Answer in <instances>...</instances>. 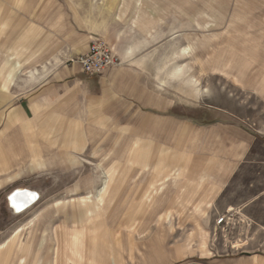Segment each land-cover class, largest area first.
I'll return each instance as SVG.
<instances>
[{
	"label": "rangeland",
	"instance_id": "374dc122",
	"mask_svg": "<svg viewBox=\"0 0 264 264\" xmlns=\"http://www.w3.org/2000/svg\"><path fill=\"white\" fill-rule=\"evenodd\" d=\"M6 9L17 18L25 15V27L28 18L45 14L50 19L75 16L78 32L84 27L135 32L146 80L168 102L161 113L187 114L201 121L231 116L264 141V90L257 78L264 72V0H12L7 4L0 0V92L6 90V72L10 74L4 67L5 45L10 50L17 45L16 38L5 35ZM71 49L67 63L77 61L88 46L83 50L77 38ZM129 135L127 130L117 135L120 158L109 145L97 154L81 153L69 170L62 166L59 176L46 173L30 178L39 194L31 191L37 196L20 213L14 210L20 215L6 211L0 196V242L22 238L13 246L14 264H41L39 254L45 256L44 264H53L56 256L61 264H264L263 165L246 169L235 183L238 201L262 194L247 211L214 212L219 206L207 208V197L162 196L159 188L164 181L159 179L164 172L158 167L153 168L158 180L152 190L145 179L149 167L140 163V154L134 158L128 152L130 146L136 147L140 153L155 154L159 161L165 156L186 158V150L165 148L159 139L150 144L145 135L131 141ZM257 151L264 153V148ZM89 176L94 179L90 192L85 193L83 186L71 191L81 177ZM105 181L109 186L100 198L97 194ZM249 183L250 190L244 187ZM149 191L151 199L138 195ZM82 199L94 206L89 213L82 209L87 219L65 222ZM152 204L157 212L150 218ZM48 210H57L54 225L41 229L34 219L44 215L43 221H48ZM221 217L227 218L218 224ZM57 245L64 248L66 258L61 260Z\"/></svg>",
	"mask_w": 264,
	"mask_h": 264
},
{
	"label": "crops",
	"instance_id": "0c3cea01",
	"mask_svg": "<svg viewBox=\"0 0 264 264\" xmlns=\"http://www.w3.org/2000/svg\"><path fill=\"white\" fill-rule=\"evenodd\" d=\"M11 1L5 0V3ZM7 10L5 35L16 38L17 45L15 48L12 45L11 50L7 43L5 45L4 67L10 69V74L6 72V90L0 92V196L6 211L20 215L10 203L13 195L10 194L21 189L39 194L29 184L30 178L44 177L46 173L59 176L62 166L69 170L83 152L97 154L110 145L120 158L123 153L121 149L117 150L121 147L117 135L125 130L129 131L127 139L131 138V141L145 135L150 144L159 139L165 143V148L186 150V158L165 156L157 161L153 153H140V149L132 146L128 148L129 157L140 154V163L149 167L145 179L152 190L158 180L153 168L156 171L158 167L164 172V177L159 179L164 181L159 188L162 196L207 197L210 200L204 202L206 207L217 205L219 208L212 211L219 213L247 211L248 206L262 196L261 193L250 194L238 201L235 183L246 169L264 166V153L257 151L264 148V141L250 127L231 116L201 121L187 114L161 113L167 110L168 102L165 96L158 95L156 86L146 80L143 60L137 55L142 46L135 43V32L94 27H84L83 32H78L75 16L73 20L57 19V15L50 19L45 14L36 19L28 18L25 27V15L21 13L17 18L12 10L10 15ZM95 37L112 45L123 62L95 75L86 73L78 61L66 62L74 40L78 38L82 49L86 50ZM257 78L264 90V72L261 71ZM79 180L80 184L76 183L71 191L77 192L83 186L85 193L90 192L94 179L89 176ZM108 186L105 181L97 194L100 198L106 195ZM252 186L251 183L244 185L249 190ZM150 192H138V195L151 199L153 192ZM142 201L146 200L143 198ZM92 205L85 199L78 201L65 216V222H83L87 217L82 209L89 213L93 210ZM154 205L150 218L157 212ZM57 210L46 212L49 216L46 222L44 215L37 216L42 217L38 220L36 217L34 221L40 222L41 229L45 225L51 226L50 230ZM29 236L28 233L24 239L28 240ZM18 238L0 242V264H14L12 259L16 249L13 246L22 239ZM57 246L55 250H62L61 260L66 258L64 248ZM39 257H42L40 263L44 264L45 256L39 254ZM46 257L50 259V256ZM53 261V264L62 263L58 256Z\"/></svg>",
	"mask_w": 264,
	"mask_h": 264
},
{
	"label": "built area",
	"instance_id": "2783aa9c",
	"mask_svg": "<svg viewBox=\"0 0 264 264\" xmlns=\"http://www.w3.org/2000/svg\"><path fill=\"white\" fill-rule=\"evenodd\" d=\"M77 61L86 73L95 75L102 73L107 67L121 64V57L106 40L95 37L90 42L87 51L77 57ZM226 218H219L217 223L221 224Z\"/></svg>",
	"mask_w": 264,
	"mask_h": 264
},
{
	"label": "bare ground",
	"instance_id": "6f19581e",
	"mask_svg": "<svg viewBox=\"0 0 264 264\" xmlns=\"http://www.w3.org/2000/svg\"><path fill=\"white\" fill-rule=\"evenodd\" d=\"M35 194L28 190H18L11 196V205L17 213L23 211L35 199ZM30 234V232H29ZM27 240V239H26ZM19 256V255H18Z\"/></svg>",
	"mask_w": 264,
	"mask_h": 264
}]
</instances>
